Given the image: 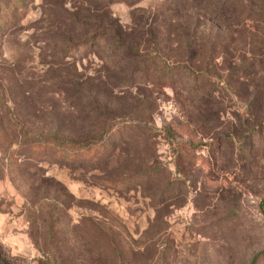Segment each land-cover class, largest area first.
<instances>
[{
  "label": "rangeland",
  "instance_id": "obj_1",
  "mask_svg": "<svg viewBox=\"0 0 264 264\" xmlns=\"http://www.w3.org/2000/svg\"><path fill=\"white\" fill-rule=\"evenodd\" d=\"M228 1L0 0V264H264V0Z\"/></svg>",
  "mask_w": 264,
  "mask_h": 264
},
{
  "label": "trees",
  "instance_id": "obj_2",
  "mask_svg": "<svg viewBox=\"0 0 264 264\" xmlns=\"http://www.w3.org/2000/svg\"><path fill=\"white\" fill-rule=\"evenodd\" d=\"M237 5L235 3H230L225 0V3L217 9L215 15V20L226 21L230 14L235 12ZM101 33H95L92 35V41L97 40ZM72 45L75 44L71 43ZM77 44V43H76ZM163 78L166 80H171L172 77L178 75H185L186 78H190V88L186 90L192 92L197 90L203 84L202 74L196 71L188 70L179 65L167 66L161 63ZM197 83V84H196ZM193 84V85H191ZM196 84V85H195ZM124 128H128L125 125H116L115 123H110L103 127L97 136L93 138L83 139V140H71L62 139L54 136H32L25 140V145L30 153L36 154L38 158L45 157L46 153L56 158L61 162L74 163L78 160L82 161H106L111 156L114 151V144H116L114 137L120 134V131ZM157 171H149V177L154 176ZM171 181L167 183L170 185ZM103 184L110 188H120L124 184L122 179L118 180H105Z\"/></svg>",
  "mask_w": 264,
  "mask_h": 264
}]
</instances>
